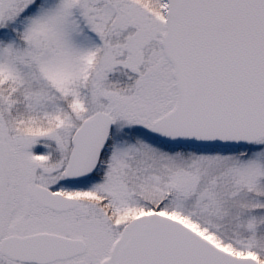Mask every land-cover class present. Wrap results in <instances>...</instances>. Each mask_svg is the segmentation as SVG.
<instances>
[{
  "label": "snow or ice",
  "instance_id": "snow-or-ice-1",
  "mask_svg": "<svg viewBox=\"0 0 264 264\" xmlns=\"http://www.w3.org/2000/svg\"><path fill=\"white\" fill-rule=\"evenodd\" d=\"M0 264H264V0H0Z\"/></svg>",
  "mask_w": 264,
  "mask_h": 264
}]
</instances>
